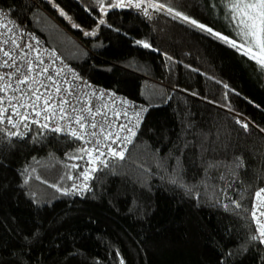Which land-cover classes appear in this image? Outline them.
I'll use <instances>...</instances> for the list:
<instances>
[{
    "label": "trees",
    "instance_id": "1",
    "mask_svg": "<svg viewBox=\"0 0 264 264\" xmlns=\"http://www.w3.org/2000/svg\"><path fill=\"white\" fill-rule=\"evenodd\" d=\"M138 2L0 0L80 77L148 109L81 193V140L0 125V264H264V68L166 11L243 43L227 0Z\"/></svg>",
    "mask_w": 264,
    "mask_h": 264
},
{
    "label": "built area",
    "instance_id": "2",
    "mask_svg": "<svg viewBox=\"0 0 264 264\" xmlns=\"http://www.w3.org/2000/svg\"><path fill=\"white\" fill-rule=\"evenodd\" d=\"M4 25H7L5 30ZM18 45V47H17ZM0 49L9 51L13 56L16 57L14 61H8L9 64L18 66L21 71H25L28 62L34 66V72L32 73L36 78L43 82L46 87H41L39 84L36 85H20L21 89L27 90L30 87H37L41 93L53 94V99L50 101L51 104H56L57 111L59 105L63 103V100H67L69 103L64 104L65 114L69 117L67 120H60L57 117L52 118L48 121H44L42 113L40 117H36L30 108L19 107L27 99L23 95V92L13 91L16 86L17 76L13 75L16 73V67H4V62L7 60L4 57L3 52L0 51V76H4L5 80L0 81V86H3L5 82L10 81L12 88H9L7 92H0V99L4 102L0 106L8 108L7 115H11L12 108L7 103L8 97H16L12 103L19 107L20 112L31 113L29 121L26 123H32V120H39L41 123H48L49 127L47 130L52 131L54 127H61L62 132L60 134L70 136L67 133L66 125L71 124L73 128L78 131L79 126L72 122L70 117L76 115H83L85 117V123L96 122L98 127L96 129H87L89 132H97V137L85 136L84 140H81L85 147H96L95 139H100L103 143L111 144L110 141H103V136L100 134V128H108L109 125L112 127L110 131L119 132L121 138L130 133L127 132V128H132L135 135L131 137V143L126 144V153L134 143L137 134L145 121L148 113V109L141 103L135 102L126 96L118 95L112 91L95 85L85 78L80 77L61 57H59L53 50L46 47L45 44L33 33L28 31L22 24L18 23L10 12L3 11L0 9ZM41 61L43 63H41ZM47 68V72L41 70ZM59 73V74H57ZM52 81H55L59 85L61 92L57 95L55 93ZM30 95V93H29ZM63 98V99H61ZM34 99V98H33ZM31 102V101H29ZM41 105L43 101L40 102ZM91 108L92 112L95 113L97 109L101 112V115L93 117L89 115L87 109ZM127 113V115H125ZM139 113V122L137 123L136 114ZM13 120L18 119L16 116L12 117ZM34 124V123H32ZM40 126L39 124H36ZM125 125V129L120 131V126ZM71 137V136H70ZM86 140H92L91 144H86ZM122 141H117L116 144H111L112 148L121 150ZM105 153L108 152V148H102ZM76 183L72 191L81 193L82 187L88 185V182L84 179L76 178ZM261 222H264V218L257 216Z\"/></svg>",
    "mask_w": 264,
    "mask_h": 264
},
{
    "label": "snow or ice",
    "instance_id": "3",
    "mask_svg": "<svg viewBox=\"0 0 264 264\" xmlns=\"http://www.w3.org/2000/svg\"><path fill=\"white\" fill-rule=\"evenodd\" d=\"M143 0L136 3L134 6L137 8L141 7ZM223 2V0H221ZM115 7H125L126 5L123 3V0H117V3L114 5ZM132 6V0H128V5ZM150 7L154 8L157 11L165 10V5L162 3H151ZM227 7L230 13V19L234 20L237 24V27L241 29L240 35L243 38V43H237L234 40H228L227 37L220 35L219 33L214 32L210 27L205 26L197 22L194 19L189 18L188 16L183 15V13L179 11H174L172 7H168L166 11L170 14H173L175 17H179L181 20L188 22L189 24L194 25L196 28L201 29L203 31L208 32L209 34L218 37L221 40L226 41L232 47L237 48L238 50H242L245 56H248L250 59L255 60L261 68H264V0H227ZM103 11V8L101 9ZM63 15V13H61ZM101 24L104 23V20L99 21ZM5 30L7 29V25H4ZM137 43H141L137 41ZM18 47V45H17ZM143 47L148 48L149 45L147 43H143ZM3 52L4 57L7 60L4 62V67H16V73L13 75L17 76L16 86L13 88V91H20L23 92V95L27 97L24 100V103L19 105V107L30 108L32 113L36 117H40L42 113L44 121H48L52 118L58 116L60 120H67L69 119L68 116L65 114L64 104H68L67 100H63V103L59 105V110L57 111V105L51 104L50 101L53 99V94L51 92L45 94L41 93L40 89L37 87H30L27 90L21 89L20 85H36L39 84L41 87H46L42 81L38 80L36 76L32 73L34 72V66L31 62H28L27 68L25 71H21V69L13 64H9L8 61H14L16 59L9 51L0 49ZM41 63H43L41 61ZM42 72H47V68L41 70ZM59 74V73H57ZM5 80L4 76H0V81ZM52 85L54 87L55 93L58 95L61 92L59 85L52 81ZM9 88H12V84L10 81L5 82L3 86H0V92H7ZM30 93V95H29ZM34 98V99H33ZM13 99H18L16 97H8L7 103L12 108L11 115H7L8 108L0 106V125H3L5 121L11 128H19L23 125L24 128L28 127L26 123L29 121L31 113L29 112H20L19 107L12 103ZM63 99V98H61ZM31 101V102H29ZM41 101L43 104L41 105ZM3 100L0 99V104H3ZM89 115L93 117V121L95 116L101 115L99 109L96 110L95 113L92 112L91 108L87 109ZM127 115V113H125ZM13 116H16L18 119L13 120ZM137 123L139 122V113L136 114ZM73 123L79 126V131L76 128H73L71 124L66 125L67 133L75 139L84 140L85 136H91L93 138L97 137V132H89L86 131L87 129H96L98 127L96 122L85 123V117L83 115H76L70 117ZM34 124H39L40 127L47 129L49 127L48 123H41L39 120H32ZM237 123L241 124V127L244 128L246 131L248 130V124L242 123L237 121ZM112 126L109 125L108 128L101 127L100 134L103 136V141H110L111 144H116L117 141H122L121 150H116L115 148L111 147V144L103 143L100 139H95L96 147H83L80 149L81 155L75 157L77 159H83L84 156H87L88 163L93 165V167L86 168L83 172V178L85 181L91 178V173L97 171V168L94 167L95 165H103L104 167H108V159L105 157L113 158L116 160H124L125 159V152H126V144L131 143V137L135 135V132L132 128H127V132L130 135L124 136L121 138L119 132H113L109 129ZM125 125L120 126V131L125 129ZM0 131H4V129L0 128ZM52 131L56 133L62 132V128L57 126L52 129ZM264 132V129H261ZM9 136H22L23 133L20 131L16 132H9ZM92 140H86V144H91ZM102 148H108V152L105 153L102 151ZM179 164V159L177 160ZM214 166V165H210ZM237 167H243V161L239 160ZM73 168L77 167V165H72ZM59 190V189H58ZM256 200L258 202L257 210L264 209V189H260L255 194ZM239 206V205H237ZM253 217L256 218V222L259 225V235L260 237L264 238V222H261L260 219L257 217V212L254 211L252 213ZM260 216H264V211H260ZM257 237H253L256 239ZM264 242V240H262ZM123 264V261H121Z\"/></svg>",
    "mask_w": 264,
    "mask_h": 264
},
{
    "label": "rangeland",
    "instance_id": "4",
    "mask_svg": "<svg viewBox=\"0 0 264 264\" xmlns=\"http://www.w3.org/2000/svg\"><path fill=\"white\" fill-rule=\"evenodd\" d=\"M235 23H236V22H235ZM236 27H237V24H236ZM237 29H238V32H239L240 39H241V41L243 42V38H242V36L240 35L241 29H240L239 27H237ZM257 205H258V202H257ZM260 211H264V209L257 210L259 216H260ZM260 217L264 218V216H260Z\"/></svg>",
    "mask_w": 264,
    "mask_h": 264
}]
</instances>
